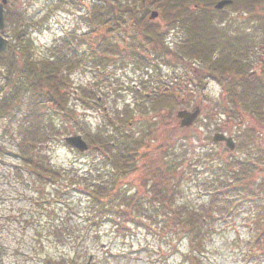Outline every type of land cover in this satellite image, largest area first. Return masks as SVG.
<instances>
[{"label":"rangeland","instance_id":"1","mask_svg":"<svg viewBox=\"0 0 264 264\" xmlns=\"http://www.w3.org/2000/svg\"><path fill=\"white\" fill-rule=\"evenodd\" d=\"M60 1L10 0L9 9L26 16L33 25L30 33L34 41V50L32 49L31 53L36 59L47 56L51 47L59 42L57 41L59 37L73 38L74 35L80 36L89 30L83 16L91 8L92 0ZM229 12L230 10H227V13ZM226 16H232L231 12ZM153 22L158 25L164 23L161 18ZM127 34L129 35L130 31L124 35V39L127 38ZM255 36L257 39L261 38L258 32ZM167 37L166 43L179 42L183 34L181 30H177L167 34ZM258 45L253 49L257 51ZM121 48H125V45L122 44ZM129 51L131 50L109 57V61L100 69L83 64L70 76L74 94L69 107L75 110V119L82 122V126L86 127L91 136L98 134V131L100 133L109 131L106 129L108 119L112 125L110 127L112 133L114 128L120 127L113 115H116V111L123 110L125 100L130 106L127 117V121L131 122L127 128L129 136L137 138L140 137V133L145 135L147 150L143 153L139 150L141 153L139 169L129 173L124 180L117 178L118 183L124 187L128 184L126 191L133 193L137 190L147 199L149 191L143 189L142 185L146 169L160 166L162 157L168 159L166 155L172 154L175 157L173 167L177 173V180L180 179V182H176L177 185L170 183L171 190H176L177 194L172 202L173 210L190 213L192 210L200 209L202 204L206 206L209 201L208 184L214 180L210 176L211 168L216 170L221 163L234 168L237 160L250 157L257 167L247 174L248 177L239 181L243 186L241 193L243 189L246 190L245 196H241L245 203L239 207L245 211L244 207L249 209L247 204H251L250 214L246 211L247 214H238L237 209H232L231 216H227L226 220L223 215L213 225H208L209 234L208 226H195L198 231L205 234L203 245L198 246L200 252H195L196 257L191 262L189 258L191 255L188 258L186 256L189 251L191 252L190 239L187 234H176L178 226L163 231L160 228L162 224L157 223L152 230L143 226H130L134 222L131 216L128 220L129 225H125L131 229L123 232L119 230V233L116 226L109 224L105 219V215L104 218H95L92 210L95 211L96 206L91 209L85 198L76 197L73 193L74 188L69 187L67 190L66 182L67 177L69 180L74 175L81 176L86 182L93 181L97 173L92 169L99 165V154L93 151L79 154L59 141L38 149L44 164L48 161L51 167L64 175L61 179L64 185V188H61L62 196L56 195L50 186H46L43 190L46 197L44 198L35 192L30 173L23 162L14 156L18 155L17 145L21 139L19 131L23 114L16 113L18 121L13 125H10L12 120L9 118L17 110V105L12 114L0 120V147L6 151L0 156V245L3 250L1 264H264V242L261 245L257 240L256 226L253 224L256 214L254 206L257 207L260 200L258 196L254 202L248 200L252 193L249 188L254 187V190L264 177L262 128L264 123L258 121L256 115L246 110V107L244 109L240 107L245 112L243 116L230 118L227 111L230 105L217 83L206 84L204 88L190 91L183 87L185 84L182 80L177 84L182 85L184 90L174 91L181 104L167 106L173 103L170 102L165 107H156L145 102L157 93H168L166 89L173 76L182 74L183 70L180 62H177L179 67L176 71L161 66L155 69L158 63L155 56L152 53H145L144 56L151 62L154 71L148 79L142 78L145 75L144 67L147 65H142L141 68L137 58L130 56ZM250 52L242 64L246 63L264 85V64L261 61L264 60V56L261 51L260 56ZM184 64L189 66L188 61ZM194 65L198 67L199 62L194 61ZM3 81L0 78V87ZM82 87L95 91V95L99 96L97 102L101 109L87 102L85 106L82 105L78 94H75V91ZM144 89L149 92V97ZM19 105L24 112L27 111L23 103ZM194 108L200 112L197 122L188 129L180 130L176 126L177 112L190 111ZM69 127L72 131L68 135H81L75 127ZM246 130L253 132L248 136ZM217 132L234 137L237 147L233 152L225 151L223 145L212 144L211 139ZM109 136L113 139L112 134ZM10 162L17 165L20 172L5 166ZM94 162L96 165L92 167ZM59 186L60 180L55 184V187ZM120 193L119 190L106 192L102 195L106 197L105 204L114 209L119 197H122L123 193ZM46 199H50L51 204L46 208L42 207L46 210L44 212L45 210H39L36 203ZM229 205V208L225 209L226 212L230 211V207H236L235 204ZM206 218L208 222V217ZM162 220L161 215L156 218V222ZM187 220L190 219L186 218L185 223ZM56 225L67 227L66 240L58 239L55 235L52 227Z\"/></svg>","mask_w":264,"mask_h":264},{"label":"trees","instance_id":"2","mask_svg":"<svg viewBox=\"0 0 264 264\" xmlns=\"http://www.w3.org/2000/svg\"><path fill=\"white\" fill-rule=\"evenodd\" d=\"M219 1L222 0H92L91 8L83 16L89 27L88 32L80 36L74 35L73 38L63 37L51 47L47 56L40 59L34 58L31 53L34 50V41L30 37L33 27L31 21L15 12L9 17L13 24L10 34L16 36V45L13 50L0 56L4 86L9 88L7 94L0 98V117L13 103L27 101L28 108L21 121L24 124L20 131L22 139L18 143L19 155L24 163L38 171V174L42 171L44 175H50L55 181L59 172L52 167H45L42 157L35 155L34 151L42 144L60 141L63 136L71 133L69 126L75 127L90 146L99 148L101 160L107 165L105 169L102 167L105 171L102 173L92 169L97 175L91 182H86L77 175L69 180L67 178V188L73 187L75 196L85 198L90 207L96 206L95 218H104L105 215L118 232L127 230L125 225L131 216L133 220L137 217L138 220L143 218L151 222L149 220L161 215L164 224L176 222L181 228L180 234H187L190 239L191 262L196 257L195 252H200L198 246L203 245L205 234L195 226L213 225L225 214L230 202H237L238 197L246 193V190L241 193L243 186L237 179L240 177H235L236 168L239 170L240 164H235L236 171L232 175L235 179L231 181L227 180L228 176L223 173V169L212 174L214 180L208 184V203L201 209L192 210L191 215L186 211L173 210L172 202L177 194L176 190H171L170 183H178L180 179L177 180L173 167L175 157L172 154L166 155L168 159L162 157L159 167L146 169L142 185L149 191L147 199L139 192L130 194L126 189L122 191L124 185L118 183L117 178L124 180L130 172L138 169L137 164L141 158L138 154L139 148H145V141L143 142L142 137L136 140L119 130H114L116 133L113 134V139H110L107 132L91 136L86 127L82 126V122L75 119V110L69 107L74 94L70 76L83 64L101 68L106 65L109 57L118 56L128 49L131 50L130 56L139 57V61L143 60L144 63H139L147 65L148 68L144 67L145 71L151 72V62L146 57H140V54L152 53L158 61L155 69L158 68L157 65H161L176 71L179 67L177 62H180L183 71L182 74L173 76V84L184 80L186 89L197 90L214 81L228 100L230 107L227 111L230 118L243 116L245 112L240 107H246V110L256 115L258 121L264 123V85L246 63L242 64L250 50L257 48V44V51L253 49L250 53L260 56L261 51L264 56V0H230L231 3L223 11H216L214 6ZM153 10L158 12V18L163 19L162 25L149 21L148 17ZM227 10H230L232 16H226L230 13ZM177 30H181L183 34L180 43H166L167 34ZM128 31L130 34L124 39ZM256 32L260 33V39L256 38ZM122 44L125 48H121ZM186 61L189 66L184 64ZM194 61L199 62L198 67L194 65ZM261 61L264 64V60ZM176 89L182 91L184 88L179 85ZM169 91L170 93L160 96L156 107H165L170 102L174 103L167 106L177 103L173 91ZM76 93L83 104L97 103L96 93L90 89L82 87ZM127 113L117 112V120L122 125L125 124L122 116ZM262 128L264 129L263 126ZM246 132L249 136L253 131ZM242 163L246 164L244 169L257 166L250 157ZM230 168L227 169L229 174ZM256 187L257 189L251 190L249 199L253 202L258 196L260 200L257 207L254 206V224L256 238L263 245L264 178ZM117 190L123 194L112 209L105 204L106 197L102 195ZM228 195L230 197L227 198ZM248 205L252 207L251 204ZM186 218L190 219L187 223ZM133 223L140 225L137 220ZM166 229L163 227V230ZM209 230L208 226L207 234ZM55 232L59 234L62 231L56 228ZM67 232L68 229L64 228L62 233Z\"/></svg>","mask_w":264,"mask_h":264},{"label":"water","instance_id":"3","mask_svg":"<svg viewBox=\"0 0 264 264\" xmlns=\"http://www.w3.org/2000/svg\"><path fill=\"white\" fill-rule=\"evenodd\" d=\"M226 4H228V1H222V2H219L215 8L216 9H222ZM157 16V13L156 12H153L150 16V19H154L155 17ZM3 28V11H2V6L0 5V29ZM7 47V41L3 40L1 37H0V52L3 51L5 48ZM198 112L195 111L194 113L192 114H187V113H180L178 115V117L181 119V123L180 125L182 127L186 126H190L191 123L195 120L196 116H197ZM214 142H224L225 143V146L227 148H229L230 150L233 149V142L230 138H225L223 135H216L213 139ZM65 142L79 150L80 152H83L87 149V145L82 141L81 137L79 136H74V137H69V138H66L65 139Z\"/></svg>","mask_w":264,"mask_h":264},{"label":"flooded vegetation","instance_id":"4","mask_svg":"<svg viewBox=\"0 0 264 264\" xmlns=\"http://www.w3.org/2000/svg\"><path fill=\"white\" fill-rule=\"evenodd\" d=\"M3 4V9H4V12H8V7H10V0H0V5ZM6 27L4 26L2 30H0V36L2 38H6V39H9L8 36H6L5 33H10V30L9 29H5Z\"/></svg>","mask_w":264,"mask_h":264}]
</instances>
